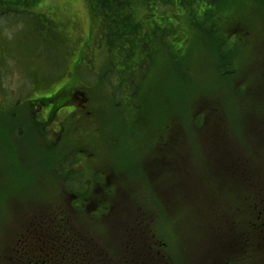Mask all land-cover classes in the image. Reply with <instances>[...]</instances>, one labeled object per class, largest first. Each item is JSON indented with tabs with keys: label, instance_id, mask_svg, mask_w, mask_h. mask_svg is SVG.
<instances>
[{
	"label": "rangeland",
	"instance_id": "obj_1",
	"mask_svg": "<svg viewBox=\"0 0 264 264\" xmlns=\"http://www.w3.org/2000/svg\"><path fill=\"white\" fill-rule=\"evenodd\" d=\"M4 1L0 12L8 14L0 18V264H27V250L20 243L26 238L28 255L58 260L59 248L49 254L54 239L47 245L33 239L46 230L55 236L61 228L53 226L58 225L64 237L71 236L61 249L65 259L60 264H110V235H118L129 223L132 228L145 225L146 236L154 234L165 243L159 247L164 261L185 264L192 240L237 232L223 229L247 217L234 206L257 208L253 219L264 221V204H256L252 188L256 183L254 197H264V141H256L264 139V0H186L183 9L161 0L158 9L164 11L168 32H146L142 62L138 50L125 59L117 46L108 49L86 0H30L28 12L38 21L36 29L32 15L17 13V3ZM133 10L149 24L159 14L151 17V10L139 1ZM248 27L258 31V49L240 41ZM73 87L89 100L85 109L98 129L97 137L92 130L84 138L81 149H88L104 167L113 166L119 184L128 188L125 196L108 193L109 208L102 203L78 239L70 223L60 218H69L70 206L78 199L91 204L87 193L100 199L110 185L100 179L95 183V175L79 171H87V160L74 164L76 151L68 133L78 124L72 120L77 107L65 103L58 115L52 114ZM161 143L166 160L178 156L179 179L184 163L203 171L195 192L199 196L171 193L174 178L166 172L149 180L145 163L156 156ZM172 146L177 150L172 152ZM223 151L230 154L222 156L224 160ZM219 161L225 163V172L239 170L247 181L239 186L235 178L222 176L223 170L214 166ZM208 163L212 173L204 172ZM82 180L85 195L76 197L80 186L75 188L73 181ZM154 187L162 188L160 195ZM95 189L100 194H94ZM59 206L60 217L54 212ZM110 208H115L111 220L119 230L110 228ZM53 216L47 228V218Z\"/></svg>",
	"mask_w": 264,
	"mask_h": 264
},
{
	"label": "flooded vegetation",
	"instance_id": "obj_2",
	"mask_svg": "<svg viewBox=\"0 0 264 264\" xmlns=\"http://www.w3.org/2000/svg\"><path fill=\"white\" fill-rule=\"evenodd\" d=\"M245 26V25H244ZM251 28V27H250ZM248 27L245 28L246 31H242L243 34L240 35V41L242 44H251L255 49H258L259 47V40L256 36L255 31H252L253 28L250 29ZM251 32H253V36L251 35ZM261 68L264 70V64L261 66ZM77 92L80 94V97L78 98L76 94L73 92ZM77 87H73L69 89L67 93V97L58 104H56L55 108L52 111L53 115H58V109L62 107L65 103L72 105L73 107H77L78 112H75L74 116L72 117V120H75L76 123L75 129L73 131L69 132V139L70 144L73 145L75 148L72 156L74 157V164L77 166H80L81 163H84V161H88L89 164L86 167L87 171H83L82 167L79 170L80 172H85L88 175L96 176L95 183L100 182L98 179H100L102 182H107V186L110 185V189L102 191V194L97 196L100 199H93L92 196L87 193L88 198H91V204H86L85 202L87 199H78V204L75 206H70V216H66L65 218H60V220H65L70 223V229L71 233H73V236H75L77 239L82 237V232L80 231L81 228L87 227V224H90L92 222L93 217L97 215L96 212L99 210V207L103 203L105 204V207H107V204L110 202V199H108V193H110V196L116 192L117 196H125L124 192H127V187H123L119 184V174L117 173L116 169H114L113 166L110 167H104L102 161H98L97 158H93L92 153H88V149L83 148V145L86 143L84 138L90 134V132L93 130L94 135L97 137L98 135V129L95 125V121H92L91 119V112L86 111L84 103H87L88 100H86V97L82 92L77 91ZM54 95H52L53 97ZM84 111V112H83ZM87 121H86V119ZM89 118V119H88ZM98 122V121H97ZM80 127H84L83 130L80 132ZM111 145V143H110ZM156 145V144H155ZM88 146V145H87ZM174 147V151L177 150V146ZM157 154L155 157L149 159L145 164V174H147L149 177V180L153 181L154 177L162 176L164 172L166 174H169L171 177L174 178L171 186L173 187L170 192L179 194L181 192L184 194L187 192L194 193L193 196H199L196 195L198 193V190H195V173L193 166L191 167L190 164L184 163L187 167L181 168V178L179 179V170L178 169V156L176 157H170V158H164L163 157V148L162 143L156 147ZM80 153H85L86 157L81 156ZM230 156L229 153L223 151L222 156ZM71 156V155H69ZM81 156V157H80ZM68 159V156L64 158V160ZM225 157H222V160H224ZM182 160V159H181ZM183 164V162H182ZM239 164V163H238ZM237 164V165H238ZM83 165V164H82ZM166 165V166H164ZM240 165V164H239ZM150 166V167H149ZM214 166L216 168H220L223 170L225 168V163L219 161L218 163H215ZM209 168L211 169V166L209 165ZM222 176H230L233 179L235 178L236 183H239V186L242 185L243 180H246V176L242 180V173L239 172V170H236V172H225L223 170ZM244 175H249L252 177V175L255 177L254 174L251 172H246ZM102 176L106 177L105 180ZM146 182L148 181L147 177L145 176ZM87 181L89 179L86 178ZM90 182V181H89ZM145 182V183H146ZM75 188L77 192L74 194H77L76 197H79V193L81 195H85V192H83V189L81 186L84 184V180L82 181H73ZM65 185V182L63 183ZM120 185V186H119ZM204 185L206 186L205 182ZM256 191L253 194V198L256 199V204L262 202L264 204V197H254L257 195V189H256V183L253 184ZM168 187V186H167ZM258 187V186H257ZM262 187V191H264V186ZM160 187H155V191H158L157 195H160L161 189ZM168 193L169 191L166 190ZM63 192L64 188H63ZM196 192V193H195ZM238 192H243V190H238ZM94 194H100L99 190H94ZM63 194V193H62ZM202 195V194H201ZM235 195L240 196V193H236ZM162 196V195H161ZM74 197V195H73ZM250 197V196H249ZM75 198V197H74ZM208 198V197H207ZM200 199V197H199ZM206 199V198H205ZM258 199V200H257ZM102 205V206H103ZM104 207V208H105ZM42 208V207H41ZM109 208V207H107ZM81 209V210H78ZM84 209V211L82 210ZM233 209L239 213L244 214L247 213V217L241 219L236 225H230L226 224L229 220H223V222L226 224L223 229H237V232L234 231L233 235H226V234H218L215 232L214 234H209L204 238V241L201 242H195L192 240V242L189 243V253L188 258L185 264H264V221H255L253 219V213H257V208L254 207H248L246 205H236L233 207ZM232 209V210H233ZM58 210V211H57ZM252 210L253 213H252ZM63 209L61 206L57 207L54 212L60 217L62 214ZM115 211V208H110V228L113 230H119L118 224L111 220L113 217V213ZM83 212V215L80 217L79 213ZM112 213V214H111ZM136 214V212H135ZM52 219H55V216L52 218H47V225L51 227ZM245 219V220H244ZM97 222V220L95 219ZM260 221V222H259ZM129 223L128 226L124 225L120 229V232L118 235H116L115 232H112L110 235V264H169V262L164 261L165 259L162 257V254L159 252V247L166 246L165 243L161 244L159 243L154 234L151 237H148L145 235V225L141 227V223H138L135 225V227L132 228V226ZM209 224V223H207ZM207 224H205L207 226ZM75 226V227H73ZM204 226V227H206ZM210 225H208L207 228H209ZM55 229H59L56 231V235L51 237L47 234V230L43 234L42 232L37 234L35 236V243L39 244L40 242L44 245H47L51 240H55L56 245L53 247L51 251H49V254H56L54 251V248H59L61 256L57 260L56 258H51L49 256H45L42 258L40 255H33L32 252L28 255V252L30 251L28 248V240L23 239V241H20V243L23 245V247L27 250L26 253V260L27 264H60L61 260L64 261L65 254L61 250L62 248L66 246V243H68L67 239H70L71 236H65L64 237V231L61 234L62 231V225L53 226ZM88 228V227H87ZM66 229L63 228V230ZM52 232L51 230H49ZM19 240V238H18ZM58 240L60 242H58ZM33 245V243H32ZM62 246V247H61ZM199 247V248H198ZM197 248V249H196ZM184 263V262H183ZM182 263V264H183Z\"/></svg>",
	"mask_w": 264,
	"mask_h": 264
},
{
	"label": "trees",
	"instance_id": "obj_3",
	"mask_svg": "<svg viewBox=\"0 0 264 264\" xmlns=\"http://www.w3.org/2000/svg\"><path fill=\"white\" fill-rule=\"evenodd\" d=\"M10 1L11 3H17L15 7L18 9L17 13H24L28 16L32 15V17L34 16L28 12L30 0H7L8 3ZM138 1L145 4V6L151 10V17L153 13L159 11L158 8L161 5V0H86L90 13L98 22V32H101V35L106 38L108 49H110V45L112 44L117 46L124 52L123 58L125 59L131 58L133 56V51L138 50L142 55V60L140 61L142 62L144 59V49L148 46L146 39L149 38V34L146 35V32H168L167 27L164 25L168 23L164 20L166 17L163 16L164 11L162 10L158 12L157 19L154 22L152 21L151 24L145 23L144 19L142 20L136 17L133 10V4ZM166 1L178 6L180 9L186 7V0ZM215 1L210 0V4ZM3 3H5L4 0ZM200 7L205 8V5L202 3ZM6 14H8L6 11H1L0 18ZM153 19L154 17L152 20ZM34 20L35 17H33V22L35 23L33 25L34 29H36V26H39V24L37 20L36 22ZM134 41H138V44L134 45ZM219 135L220 134L217 133V135L215 134L214 136L221 141L222 139Z\"/></svg>",
	"mask_w": 264,
	"mask_h": 264
}]
</instances>
